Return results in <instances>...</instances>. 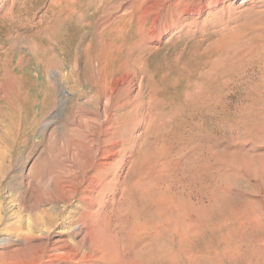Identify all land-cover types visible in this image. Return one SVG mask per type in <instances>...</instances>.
I'll return each mask as SVG.
<instances>
[{"label":"rangeland","instance_id":"obj_1","mask_svg":"<svg viewBox=\"0 0 264 264\" xmlns=\"http://www.w3.org/2000/svg\"><path fill=\"white\" fill-rule=\"evenodd\" d=\"M72 1L74 0H0V106L5 110V114L0 117V264H72L58 259V256L63 251L66 255L64 248L70 247L72 250V247L82 240V234L85 232L77 235L74 231L82 227V224L78 223L80 222L78 214L83 204L78 200L79 196L73 200L66 198L67 191L72 189V187L68 188L71 183L61 187L59 176L62 172V162L70 159L75 142L91 137L96 127V124H92L93 127L90 124L85 126L81 133L74 132L72 130L78 126L74 116L80 115L84 118L87 115L94 119L92 115L97 113L102 115V120L105 121L107 117L103 115L105 113L103 110L106 108L109 110L107 116L110 114L113 117H108V121L114 117L120 119L116 121L120 122L119 134L124 138L128 136L131 128L128 124L132 122L133 127L135 121L137 124L138 120L144 119L147 115L153 116L151 129L148 124L142 123L137 127L136 135L141 134L143 137L140 136L142 138L134 142L133 148L130 146L132 143L128 145L125 165L123 164L118 171L119 180L125 182L138 171H135L134 167L137 165L136 169H139L138 166H141L143 158L156 150L158 146L156 143L159 140L163 138L167 141L172 140L179 120L193 122L186 93L188 88H191L193 76L205 60L210 61L211 64L214 62V58L218 57L217 53L221 54L216 51L219 49L218 46L221 47L224 40L227 41L229 34L232 35L236 31L238 37L264 24V0H254L255 3H249L248 0L243 6L240 5L242 0H237L223 8L211 4L208 13L195 17V24L192 20L182 22L178 24V29L165 33L163 38L156 42L143 40L145 38H141L140 31H137L140 29L139 17L146 8L152 6L154 0H97L96 7H101L98 11L87 9L83 13L77 12L74 15ZM75 1L80 5L86 4L89 0ZM106 12L109 14L107 15ZM102 18L105 21L109 18L108 23L101 21ZM149 22L150 20L145 24L146 27L149 26ZM237 27H241L242 31L236 29ZM199 39L204 41L201 43ZM216 40L218 44L215 43ZM220 40L223 41L222 44ZM205 41L206 45H204ZM47 42H51V45ZM55 42L59 47L57 52L51 49L52 43ZM200 45L206 46L203 48L205 51L201 47L198 49ZM212 49H216L215 52ZM197 58L199 61L196 60ZM124 62L130 63L132 68L137 64L140 66L144 64V71L132 96L130 90L127 91L125 88L113 89L115 81L121 77L118 75L121 65L122 71L125 70ZM184 62L185 64L191 62L190 66L185 65ZM210 63L207 65H211ZM47 64L51 66L48 75H45L43 67ZM188 73L190 76L193 75L192 78ZM49 80L55 85L54 89L51 88L54 91V99L51 107L46 108L49 104L44 103L45 95L51 91L47 86ZM176 86L178 88L175 89ZM235 88L236 90H232L228 97L230 99L228 101L232 102L229 104L231 108L243 100L246 92L241 90L244 88L242 86ZM138 94L143 95V97L139 96L141 98L138 97L140 102L135 99ZM98 96L102 108L99 106ZM148 99L151 100L150 105ZM8 100H12L14 106L9 105ZM128 100L130 103H136L137 109L133 120L132 116L126 117L128 109L122 108L124 104L129 103ZM78 105H83L80 111L74 107ZM172 107L177 111L175 112ZM170 108L171 114L167 113ZM89 159V154H84L82 163L78 165L76 174L81 178L84 174L87 178L90 176L92 168L87 164ZM134 159L137 161L136 164ZM82 186L83 184H80L78 190ZM234 192L259 195L264 207L263 182L256 180L251 183L244 182ZM107 198L109 203L112 202V195ZM101 226H99L101 229L95 226V229L87 232L92 249L84 248L83 252L85 250L87 253L91 252L93 247L101 248L104 244L111 246L115 242L116 238L110 228L104 224ZM66 242L68 246L62 245ZM61 246L63 249L57 251ZM52 254H56L55 257ZM69 255L67 258L72 257V254Z\"/></svg>","mask_w":264,"mask_h":264},{"label":"bare ground","instance_id":"obj_2","mask_svg":"<svg viewBox=\"0 0 264 264\" xmlns=\"http://www.w3.org/2000/svg\"><path fill=\"white\" fill-rule=\"evenodd\" d=\"M74 1H72L73 15L77 12L83 13L87 9L98 11L101 8L96 7L97 0H89L86 4L80 5ZM235 1L237 0H154L152 6L146 8L139 17L140 29L138 28L137 31H140L141 38H145L143 40L159 42L165 33L178 29V24L194 21L196 16L208 13L211 4L223 8ZM245 2L248 0H242L240 5L243 6ZM249 3H255V1L249 0ZM245 17L247 18V16ZM106 19L105 21L102 18L101 21L107 24L109 18ZM149 20L150 24L146 27L145 24ZM224 25L226 24L224 23ZM241 27L236 29L241 30ZM229 28L231 27L229 26ZM233 28L235 29V27ZM224 33L225 31L222 34ZM243 33L241 32V34ZM233 34H229L223 45H221L223 41L220 40V42L222 41L221 44L219 43L221 47L218 46L219 49L215 50L221 54L217 53L218 57L214 58L212 64L205 60L201 68L197 67L199 70L197 69L195 76H193L195 72L191 76L188 73L194 79H192L191 88L187 87L186 93L189 101L187 102L189 103L188 109L193 122L179 120L172 140L167 141L165 138L159 140L156 143L158 146L154 147L156 150L143 158L141 166H138L139 169H136L137 165H134L135 171H138L135 174L131 171L134 176L128 175L131 178L125 182L119 180L118 171L126 161L128 145L132 143L130 146L133 148L134 142L143 137L141 134L136 135V129L142 123L148 124L150 127L153 116L146 114L147 117L138 120L137 124L135 121L133 127L132 122L128 124V127L131 128H128L129 134L125 138L119 134L121 127H119L120 122L118 121L120 119L118 117L110 119L113 117L110 114L107 116L109 110L106 108L105 111L103 110L105 112L103 115L107 117L105 121L102 120V115L97 113L94 114L95 116L92 115L94 119L87 115L84 118H81L80 115L74 116L78 125L72 130L74 132L81 133L85 126L96 124L91 137L82 138L80 141L76 140L70 159L62 162V172L59 176L61 187L71 183L68 188L72 187V189L67 191L66 198L73 200L79 196L78 200L83 204L81 212L78 214L80 219L78 223H81L82 227L74 232L76 234L85 233L82 234L83 236L81 235L82 240L73 246L72 250L70 247L64 248L66 255L63 254L65 253L63 251L58 259L72 262V264H264L263 201L259 195L254 193L234 192L244 182L251 183L256 180L264 183V24L238 37L236 31ZM206 37L208 39V36ZM208 42L210 43V41ZM58 43L60 44V42ZM215 43L218 44V41ZM204 45H206V41ZM199 47L203 49L206 46L200 45L198 49ZM58 48L56 42L52 43L53 51L57 52ZM212 50L211 52H213ZM67 51L69 50L67 49ZM213 54L215 57V53ZM213 57L211 56V60ZM206 58L210 57L206 56ZM190 63L185 64L184 62L187 66H190ZM207 63L211 65H207ZM129 64H124L125 70L123 71L121 65V70L118 72L121 77L117 78L113 89L125 88L127 91L130 90L132 96L139 77L144 71V64L141 66L137 64L133 68ZM185 65L182 66L185 67ZM50 66L51 64L44 65L45 75H48ZM184 82L187 83V81ZM47 86L50 89L55 88L53 81L50 80L47 81ZM236 86L244 87L241 90H246V92L245 96L243 95V100L240 102L238 100V105L235 104L236 106L231 108L229 104L232 102L228 101V97L232 90H236ZM176 88L178 87L176 86ZM53 95L52 89L48 95H45L44 103L49 104L46 108H50L53 104ZM139 96L141 95L138 94L135 99L139 100L143 97V95ZM150 98L152 99V97ZM130 100L127 104L123 103L122 108L128 109L126 117L132 116L133 120L137 107L136 103H130ZM148 100L150 105L151 100ZM98 101L102 108L99 96ZM7 102L14 106L12 100ZM82 106L74 107L80 111ZM172 109L170 108L167 113L172 112ZM174 111L176 112L177 109ZM167 113L165 112V114ZM4 114V107L0 106V117ZM108 117L111 121H108ZM170 117L173 119L171 115ZM145 135L147 137V133ZM150 146L152 147L153 144ZM84 154H89L90 159L87 164L92 168L88 178L85 174L82 178L76 174ZM136 162L135 160V164ZM80 184L83 186L78 190ZM64 189L63 187L62 190ZM109 195H112L110 203L107 198ZM102 224L110 228L116 238H114L115 242L111 246L104 244L101 248L93 247L91 252L87 253L85 250L84 253V248L92 249L87 232ZM62 245H67V242ZM75 247L77 248L73 249ZM58 248L57 251L63 249V246ZM69 254H72L71 258H67L70 256ZM52 255L55 257L56 254Z\"/></svg>","mask_w":264,"mask_h":264}]
</instances>
